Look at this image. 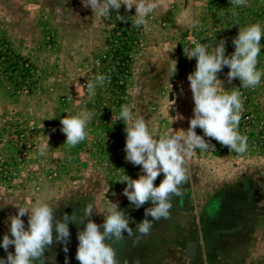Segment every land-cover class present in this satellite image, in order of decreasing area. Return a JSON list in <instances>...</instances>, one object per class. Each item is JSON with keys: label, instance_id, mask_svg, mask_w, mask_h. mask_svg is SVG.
<instances>
[{"label": "rangeland", "instance_id": "374dc122", "mask_svg": "<svg viewBox=\"0 0 264 264\" xmlns=\"http://www.w3.org/2000/svg\"><path fill=\"white\" fill-rule=\"evenodd\" d=\"M152 2L157 7L148 15L147 27L141 26L140 45L131 51L123 96L106 80L90 98L86 83L94 82L97 74L105 75L113 36L111 18L93 14L81 0H0V46L7 45L38 69L25 91L0 62V200L20 206L48 203L58 208L57 219L65 212L79 216L93 204L97 212L91 219L98 225L112 203L136 223L145 218V209L152 204L137 209L123 195L126 183L118 182L125 174L132 179L143 174L141 166L125 159L126 126L117 121L122 106L132 109L134 120L143 118L154 136L170 127L187 130L194 108L187 77L195 71L196 59L189 60L183 49L196 40L211 53L219 40L226 39L230 56L239 28L258 23L264 30V0H247V6L235 9L236 16L230 0ZM71 9L87 21L69 25ZM119 10L135 18V6L127 11L122 5ZM192 21L196 27L190 26ZM68 36H75L81 46L84 39L89 42L70 46ZM175 61L177 72L172 75ZM257 70L264 72V37ZM228 71L225 66L218 73L222 83L217 86L221 94L234 87L242 94L238 131L247 136V150L229 151L204 137L215 149H197L187 159L188 180L180 186L181 194L171 197L170 218L153 221L150 235L138 243L127 232L123 240L109 242L120 264H264V75L255 88H243L239 78L228 83ZM101 96L105 97L100 100ZM82 111L93 114L86 125L87 137L68 146L60 120ZM177 113L184 119L172 123ZM196 133L204 136L199 127ZM163 179L161 173L154 185ZM17 212L11 204L0 208V241L10 235L7 217ZM22 219L27 228V215ZM85 224L70 223L68 252L54 243L45 253V264H65L66 256L68 264H80L75 258L77 232ZM130 227L135 229V223ZM188 241L195 244L191 256ZM8 251L14 253V246ZM6 257L0 247V258Z\"/></svg>", "mask_w": 264, "mask_h": 264}, {"label": "clouds", "instance_id": "9594fccd", "mask_svg": "<svg viewBox=\"0 0 264 264\" xmlns=\"http://www.w3.org/2000/svg\"><path fill=\"white\" fill-rule=\"evenodd\" d=\"M65 2L68 3V0ZM230 3L233 16L238 15L235 11L237 7L247 6V0H230ZM81 4L101 18H109L110 9L115 10L120 21L127 20V17L119 15L121 6L124 5L127 11L135 6L133 23L136 27H147V17L157 7L152 0H81ZM71 11L73 12L72 9ZM76 16L79 17V14L77 13ZM190 26L196 27L197 22L192 21ZM262 37L264 30L257 23L243 29L239 28L238 35L232 40L235 51L230 56L226 55V39H221L215 47L212 46L214 50L211 53L208 52L205 44L196 40L190 41L191 47L183 49L184 55L189 60L196 59L195 71L187 77L194 101L193 116L189 119L187 130H173L170 127L162 135L154 136L143 118L134 120L132 109L122 106L117 121H123L126 126L125 159L133 165L141 166L143 174L138 179H132L125 174L118 182L126 183L123 195L137 209L146 203L152 204L145 209L143 220L136 223L120 209L118 203H112L108 214H104L103 224L98 225L91 219L93 213L97 212L93 204L86 205L79 216L65 212L61 219H57L55 212L58 208L48 203L20 206L8 200H0V208L11 204L18 209L17 214L7 217L10 221V235L6 233L0 241V247L5 250L7 257L0 258V264H37V262L45 264V253L54 243L61 244L63 251L67 253L70 239L69 224H81L85 221L84 229L77 232L78 247L75 258L80 264H120L117 252L109 242L123 240L124 233L127 232V236H136L138 243L141 237L150 235L153 221L170 218L171 197L179 196L180 186L188 180L187 159L197 149L202 151H207L210 147L215 149V145L204 137L215 139L222 146L228 147L229 151L242 154L247 150V136L238 131L244 110L242 94L235 87L230 93L221 94L217 86V82L220 81L218 73L227 66L228 83L239 78L243 88L258 86L264 75V72L257 70ZM171 70L172 75L177 72L176 61L171 66ZM107 79L105 75L97 74L94 82L86 83L90 98L95 96L97 86H103ZM92 115L90 112L82 111L76 116L61 118L60 130L66 135L64 144L75 146L86 139V125ZM183 119L180 113L171 117L172 123ZM198 127L203 130L204 136L196 133ZM40 154L44 155L43 148ZM161 173L164 174V179L159 186H155L154 181ZM26 215L27 228L22 219ZM148 216L152 219H148ZM130 223H135V229L130 227ZM9 246H14V253L8 251ZM65 264H68L67 256ZM124 264L128 262L124 261Z\"/></svg>", "mask_w": 264, "mask_h": 264}, {"label": "built area", "instance_id": "2783aa9c", "mask_svg": "<svg viewBox=\"0 0 264 264\" xmlns=\"http://www.w3.org/2000/svg\"><path fill=\"white\" fill-rule=\"evenodd\" d=\"M111 20L113 21V36L109 45L110 55L106 61L104 66L105 76L108 77V85L110 87L115 86L117 89L119 88V94L123 88L121 86L125 84V78L128 73L129 61L131 60V51L140 45L141 41V32L142 28L136 27L134 25L135 18L129 16L122 10H119V15L127 17V20L120 21L117 19L118 13L115 10H111ZM53 37L47 36L48 46H52ZM126 44L129 47L128 58L122 62L119 56L113 57V65L115 66V72L112 73L110 63L112 61V54L116 51L122 49V46ZM9 58L11 67L8 66L7 59ZM0 62L2 64L5 63V67L7 69V73L10 76L17 77L22 84H24V89L27 87L26 83H30V80H33L37 77L38 69L33 65L29 59L16 56L15 53L11 52L7 45L0 46ZM24 76H22V74ZM27 91V88L25 89ZM124 94V93H123ZM123 94L121 96H123Z\"/></svg>", "mask_w": 264, "mask_h": 264}, {"label": "crops", "instance_id": "0c3cea01", "mask_svg": "<svg viewBox=\"0 0 264 264\" xmlns=\"http://www.w3.org/2000/svg\"><path fill=\"white\" fill-rule=\"evenodd\" d=\"M68 5V4H67ZM77 14V13H76ZM76 14L75 13H73V12H70V14H69V20H67L66 22L67 23H69V25L70 24H76L77 22L78 23H81L82 22V20L83 21H87V19L85 18V17H83V14H79V17L78 16H76ZM88 16V15H87ZM73 19H75V20H73ZM65 23V22H64ZM66 23V24H67ZM86 25H89V24H86ZM69 37V36H68ZM65 38V37H64ZM70 38V37H69ZM75 36L73 37V38H70L69 40L71 41V42H69L70 44V46H75V47H83V46H85V45H87V43L89 42L87 39H84V41L82 42V44H83V46H81V42H77V38H75ZM65 41V40H64ZM62 44H63V42H61ZM73 57H75V56H73Z\"/></svg>", "mask_w": 264, "mask_h": 264}, {"label": "trees", "instance_id": "16d2710c", "mask_svg": "<svg viewBox=\"0 0 264 264\" xmlns=\"http://www.w3.org/2000/svg\"><path fill=\"white\" fill-rule=\"evenodd\" d=\"M128 51H129V47L126 45V44H124L123 46H122V49H120L119 51H116V52H114L113 54H112V61H111V63H110V67H111V71H112V73L113 72H115V66L113 65V57H115V56H119L120 58H121V61L122 62H124L127 58H128ZM12 52V51H11ZM16 56H20V55H18V54H15ZM7 63H8V66H10L11 67V63H10V61H9V58L7 59ZM22 74V76H24L23 75V73H21ZM121 88H124V84L121 86ZM121 92H124V90H122ZM123 93H121V95H122ZM117 96V95H116ZM105 97V96H104ZM104 97H99V99L100 100H102ZM109 97V96H108Z\"/></svg>", "mask_w": 264, "mask_h": 264}, {"label": "water", "instance_id": "95a60500", "mask_svg": "<svg viewBox=\"0 0 264 264\" xmlns=\"http://www.w3.org/2000/svg\"><path fill=\"white\" fill-rule=\"evenodd\" d=\"M187 243H193L192 241H188ZM194 250H195V244L193 243V252L191 254H188L187 252V255L191 256L194 254Z\"/></svg>", "mask_w": 264, "mask_h": 264}, {"label": "bare ground", "instance_id": "6f19581e", "mask_svg": "<svg viewBox=\"0 0 264 264\" xmlns=\"http://www.w3.org/2000/svg\"><path fill=\"white\" fill-rule=\"evenodd\" d=\"M189 244V243H188ZM191 244H193V243H191ZM191 244H189V250H190V252L192 253L193 252V245H191ZM188 246V245H187ZM187 252H188V250H187ZM189 253V252H188ZM191 253H189V254H191Z\"/></svg>", "mask_w": 264, "mask_h": 264}]
</instances>
